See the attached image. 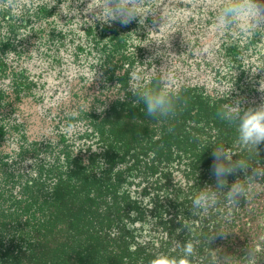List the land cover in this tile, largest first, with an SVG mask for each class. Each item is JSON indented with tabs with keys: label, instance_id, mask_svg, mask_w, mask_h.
Instances as JSON below:
<instances>
[{
	"label": "trees",
	"instance_id": "1",
	"mask_svg": "<svg viewBox=\"0 0 264 264\" xmlns=\"http://www.w3.org/2000/svg\"><path fill=\"white\" fill-rule=\"evenodd\" d=\"M10 2L22 5L20 18H10ZM90 2L0 0V264H224L227 257L225 264H264V177L237 206L221 196L207 215L190 207L216 183L218 144L250 164L229 174L228 186L264 166V142L242 148L235 125L217 116L226 102L264 104V55L243 52L252 41H232L212 70L195 52L189 38L198 42L226 0L176 3L190 8L187 35L151 48L137 42V20L100 22L98 8L84 11ZM158 51L173 54L166 70L183 85L176 114L165 120L149 117L128 91L133 72L163 70ZM231 76L228 96L223 82ZM26 104L48 121L40 135L28 133ZM185 242L195 246L190 258Z\"/></svg>",
	"mask_w": 264,
	"mask_h": 264
},
{
	"label": "clouds",
	"instance_id": "2",
	"mask_svg": "<svg viewBox=\"0 0 264 264\" xmlns=\"http://www.w3.org/2000/svg\"><path fill=\"white\" fill-rule=\"evenodd\" d=\"M90 4H92V0L84 11L98 8L99 11L94 16L95 20L107 24L118 21L123 25L132 22L137 17H139L138 23L143 25L145 17L149 14L155 20L158 14L157 10L160 8L159 6L145 7V0H102L99 5L92 4L89 7ZM5 7L9 9L8 14L12 19H18L23 14L22 5L18 2H10ZM261 7H264V4H261L260 0H226L225 3L217 7L214 25L215 32L220 34L230 33L233 36L237 34H246L251 37L256 35L264 36V13L261 12ZM74 10L69 15H76V9ZM159 17L161 20L160 29L166 22L167 17L162 14V11L159 12ZM3 30L7 33L6 26ZM167 42H164V44L167 45ZM156 43L160 44L161 42ZM214 47L215 44L209 42L208 50L211 51ZM164 52L167 55L162 54ZM156 55L166 61V64L160 67L163 70L158 74L145 73L141 75L133 72L130 75L131 83L128 91L138 98L136 103H143V111L149 117L154 118V120H165L176 114L182 100L181 89L183 85L172 72L166 70L171 63L169 57L173 54L167 51H158ZM151 80H156L159 86L157 88H149L147 85ZM232 88L233 85L227 89L228 96ZM117 98L123 100L125 95ZM104 106L103 104V106L96 107V110L102 111ZM217 116L229 125H235L237 130L236 143L242 148L257 150V146L264 142V104L255 109H245L239 100L226 102L220 106ZM169 130L171 131V129ZM212 156L213 163L210 167L216 183L214 186L202 188L191 200V213L194 216L209 214L218 204L221 196L229 204L237 206L241 198H246L250 194L256 179L264 177V166H256L251 169V173L246 175L243 180H237L228 186L227 176L237 170L249 168L250 164L240 159L233 160L222 144H218L213 148ZM224 222L228 224L230 216H225ZM217 232L223 233L226 231L217 230ZM211 236L212 232L207 239H211ZM181 250L184 256L190 258L195 253V246L190 242H185L181 246ZM230 258H225V261ZM246 260H250V258H246Z\"/></svg>",
	"mask_w": 264,
	"mask_h": 264
},
{
	"label": "rangeland",
	"instance_id": "3",
	"mask_svg": "<svg viewBox=\"0 0 264 264\" xmlns=\"http://www.w3.org/2000/svg\"><path fill=\"white\" fill-rule=\"evenodd\" d=\"M99 1H100L99 3L102 2V0H99ZM180 1H185V3L192 1L194 7H200V6H205V5H213L216 2H218L217 5H219L224 0H145V4H144L145 7L159 6L160 8L158 9V11H162V14L166 15L167 19H166V22L159 29V26L161 24L160 17L156 16L154 20L151 14L147 15L145 17L143 28L139 32H136V34L137 33L139 34V37L137 38V42L139 44L141 43L144 44L145 45L144 47L147 46L151 48L153 45L157 44L156 42H160L166 39L167 40L180 39L186 36L187 32L184 30L185 28L184 25L187 22L185 20L190 19L189 16L191 15V12H190L189 7L180 8L179 6H175L176 3ZM260 3L264 4V0H260ZM261 12L264 13V7H261ZM175 14H177L176 17H175ZM183 14H185L184 15L185 19L183 17ZM181 16L183 17L184 20L183 19L179 20ZM135 20L138 21L139 17H137V19ZM214 25L209 27L207 32L203 33L202 37L201 36L197 37L199 38V40L196 44L194 43V40L192 37L189 38L191 40L190 43H193L195 45V52H199V55L201 57L208 58L207 59L209 62L208 69L213 70V66H215L217 59L221 57L220 54L224 53L225 48L228 47L232 41H237V42L239 41L243 45L247 42L252 41L250 44L247 43L246 48L242 49L243 52L244 53L255 52L258 55H264V36L260 37L259 35H256L255 37H251L246 34H240V35H235V36L232 35L233 39L238 38V40H230L231 37H229L227 38V40L229 41H222L221 39H219L218 33L215 32ZM149 30H152V31H149ZM149 42H154V44L146 45ZM209 42H212L215 44L214 49H212L211 51L208 50ZM221 42L223 44L222 46L220 45ZM253 46H256V48H253ZM259 65L260 64H256L257 67ZM222 68L224 70V67ZM226 70H229V66H227ZM236 77L237 76H231L230 78H226L227 80H225L223 84L227 85L228 83H230L228 84V86H232L231 84L235 82ZM215 80L218 83L220 82L219 78ZM72 103H74L73 99L65 101V105H70ZM21 113L23 117L27 119L26 121H27V126H28V133L30 136L32 137L37 136V135H40L41 132L46 131V125L48 121L46 123L45 121L42 120L41 111L39 107H37L36 105H32V104H26L25 106H23V110L21 111Z\"/></svg>",
	"mask_w": 264,
	"mask_h": 264
}]
</instances>
